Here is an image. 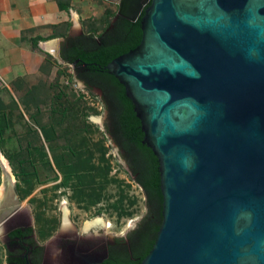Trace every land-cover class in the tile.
Here are the masks:
<instances>
[{
  "label": "water",
  "instance_id": "95a60500",
  "mask_svg": "<svg viewBox=\"0 0 264 264\" xmlns=\"http://www.w3.org/2000/svg\"><path fill=\"white\" fill-rule=\"evenodd\" d=\"M116 5L143 11L141 39L102 68L133 104L162 197L140 264H264V0Z\"/></svg>",
  "mask_w": 264,
  "mask_h": 264
},
{
  "label": "trees",
  "instance_id": "16d2710c",
  "mask_svg": "<svg viewBox=\"0 0 264 264\" xmlns=\"http://www.w3.org/2000/svg\"><path fill=\"white\" fill-rule=\"evenodd\" d=\"M148 4L149 3H147V5ZM115 14L116 10L105 7L100 16L83 21V35L88 39L87 48H79L77 44L74 43L72 49L63 51L61 56L67 64L73 63L74 65H79L87 63L84 68L102 73L113 80L119 89L118 99L121 101V104H123L122 110L116 114L118 123V131L116 130V134L120 138L131 140L139 144L142 134L139 132V129L137 130L139 119L133 111V104L125 95L123 85H121L115 77L107 73L105 69L103 70L102 67L116 56L127 52L139 43L141 39V15L139 20L135 22L123 17H117L116 21L112 23L113 27H110L111 19ZM96 38L99 39V42H95ZM76 60L77 62L75 63ZM66 70L67 69L57 70L54 84H47V87L44 83L33 85L27 97L32 96L31 94L34 93L32 104L38 109L41 103H46L44 97L49 95L50 90H54L51 100L49 101L51 121L44 125L41 124L47 131V134L45 132L44 139L49 140L53 137H65L68 140L65 146L73 149L77 144L70 143L71 140L80 139L82 142L84 139L90 137L89 133L92 124L89 122L88 117L90 114H97L99 111L95 107L89 106L87 102L83 100V94L79 92L80 90L72 88V85L76 83L74 79L77 77H75L72 72H67ZM62 77L63 80L61 79ZM84 88L94 97L91 85L86 84ZM23 100H26L24 105L26 109H29L30 107L27 99L25 98ZM1 104L2 101L0 99V139H2L1 136L5 132V123L9 120L2 111ZM29 117L33 119L34 115L30 114ZM147 147L142 145L141 150L144 153L141 152V154H139L140 151H136L133 173L148 195V236H143L142 233L140 234L141 247L135 254V260H127L125 262L118 261L117 263L119 264H140L141 260L151 249L161 223L162 197L159 189L158 162L152 150ZM27 152L30 154L32 152L31 148L28 147ZM88 153L89 152L84 154L83 152V155L82 152H78V156H86ZM104 153L105 150L101 151V154L97 156V166L90 164V159L81 166L71 165L69 167L63 160L60 162L55 160L56 167L63 176L60 184H74V196L77 199L80 200L81 198L87 197L90 203H96L102 197L101 190H103L104 186L110 182L117 181L115 177L109 176L111 166ZM6 157L14 169H17L20 174H24L21 179L25 184L23 192L24 194H28L31 190L32 182L30 172L27 170L31 168L34 169V162L26 161L27 165L31 166L30 168L22 164L18 167L11 157L7 155ZM81 184L82 187H80ZM129 203L131 204L132 202L129 201ZM112 206L117 210V214L120 217L132 214V211H128L123 207V196H121L118 201L112 203Z\"/></svg>",
  "mask_w": 264,
  "mask_h": 264
},
{
  "label": "rangeland",
  "instance_id": "374dc122",
  "mask_svg": "<svg viewBox=\"0 0 264 264\" xmlns=\"http://www.w3.org/2000/svg\"><path fill=\"white\" fill-rule=\"evenodd\" d=\"M86 2V4H79L80 11L83 12L81 22L92 17L95 18L100 16L105 7L116 10L114 2H108L106 0H86ZM71 68L70 65H64L59 68L55 66L53 69L54 76L53 78L50 76L52 80L50 82H45V86L47 87V84L50 83L54 84L58 69H67V72H72ZM41 78L44 79V77ZM61 79L63 80V77ZM35 80H37V78H35ZM6 83H8L9 89L5 86ZM29 83L32 82H28L26 85H29ZM35 83L36 82L32 85H35ZM72 88L77 90L78 88L82 89V86L76 82V84L72 85ZM53 92V89L50 90L49 95L44 97L46 103H41L38 109L32 104L34 93L31 94L32 96L26 97L30 108L21 111L22 106H20V103L22 101L19 96L21 92H17L6 77L0 78L1 109L9 118L5 123V132L1 136L2 139H0L1 191L4 181L1 167L3 165L1 160L2 157L8 166V168L5 167L7 168L6 170L10 173L11 179H14L15 187L17 186L22 190L25 188V184L22 183L21 180L24 174H20L17 169H14L13 166L10 165L6 155L11 157L18 167L22 164L30 168L31 166L26 163V158L29 157V153L27 152L29 145H33L37 142V139H40L38 144L42 143L47 149L49 140L44 139L45 132L47 134V131L42 125L51 121L49 101L51 100ZM81 93L83 94V100L86 101L89 106H93L99 111L97 114H90L89 121L95 123L104 131L103 110L100 108V104L95 98V95L93 97L89 93ZM30 114L34 115L33 119L29 117ZM101 132L92 135V137H99L101 135L104 143H109L106 139L109 135L105 132L101 134ZM78 140L80 139H73L70 143L78 144L80 143ZM109 147V156L107 157L111 166L109 176L115 177L118 182L106 184L103 190H101L102 197L96 203H90L87 197L81 198L80 200L77 199L74 196V184H60L58 181L63 177H61L62 174L57 173V171H49V169L45 167L47 171L39 166L27 170L30 172L32 186L28 195L20 194L21 203L23 205L22 209L27 213L31 211L32 214L34 212V215H40L45 222L47 220H52L50 222L52 224V230L49 232V235L40 238L39 243L43 245L45 240L50 236L56 239L53 247L54 250L52 248L48 251V254L42 255V262L44 264H51L52 262H54V264L61 263L58 254L65 240L74 242L75 235L81 236L86 244L100 243L101 245L107 238L125 235V233L132 229L134 223L140 221L141 217H143L146 211L145 197L141 189L127 173L128 168L124 160L116 153L114 147L111 148L110 145ZM35 169L36 171L39 169V175L35 173ZM80 187H82V184ZM121 196H123V207L128 211H132V214L129 216L124 215L120 217L117 214V210L112 206V203L118 201ZM129 201L132 203L130 204ZM65 216L69 219L70 226L68 228L62 227ZM44 220L39 223H33L31 220L34 226L33 229L37 230V227L40 229V225L44 223ZM96 220H99L100 223L95 224ZM99 254L100 253H97V255ZM4 255L5 250L0 243V264H4Z\"/></svg>",
  "mask_w": 264,
  "mask_h": 264
},
{
  "label": "flooded vegetation",
  "instance_id": "af4514ba",
  "mask_svg": "<svg viewBox=\"0 0 264 264\" xmlns=\"http://www.w3.org/2000/svg\"><path fill=\"white\" fill-rule=\"evenodd\" d=\"M116 1L117 0L114 2L115 5ZM146 6L147 4L143 7V9L146 8ZM142 12L143 11H141L137 19L132 22L139 20L140 15L142 16ZM117 17L114 16L111 19L110 27H113L112 23L116 21ZM98 40L99 39L96 38L95 42ZM74 43H76L79 48L86 49L88 39L82 32L71 34L62 45L63 51L71 50ZM76 62L77 60L75 63ZM86 64L87 63L72 65V73L75 77H77L74 80L82 86V89L78 88L82 92L88 93L84 88L86 84L92 86L91 89L93 94L95 93V98L100 104V108L103 110L105 130L103 131L98 125L89 121L92 124L89 133L90 137L84 139L82 142L81 140H78L80 143H78L73 149L65 146L68 140L62 136L50 138L49 144H47V149L42 143L38 144L40 139H37L36 143L29 145L32 152L29 154V157L26 158V161H33L34 167L39 166L45 170H47L45 168L47 167L49 171H57V173H61L56 167L55 160L58 162L63 160L69 167L71 165L81 166L83 163L88 162V159H90V164L97 166V156L101 154V151L105 150L104 154L107 158L109 156V145L111 148L114 147L116 149V153L120 155L126 163L128 168L127 173L130 177H132V180L138 185L145 197L146 211L143 217H141L140 221L135 222L132 229L125 233V235L107 238L101 245L100 243L86 244L81 236L75 235L74 242L65 240L58 257L61 260V263L59 264H119L117 263L118 261L125 262L127 260H135V254L141 247L140 234L142 233L143 236H148V195L146 190L137 181L136 175L133 173V163L136 151H140L139 154H141V152H143L141 150L142 145L145 147L147 146L142 143L143 133L140 128V122L137 128V130L139 129V132L142 134L139 144L117 136L116 130L118 131V123L116 120V114L123 108V104H121V101L118 99L119 89L111 78L102 73L94 72V70L84 68ZM101 131L109 135V137L106 138L109 143L105 144L101 135L99 137H92V135ZM103 132H101V134ZM78 152H82V154L83 152L84 154L87 152L89 153L86 156H83L84 154L78 156ZM37 170L38 171L35 169V173L39 175V169ZM61 177L63 176L61 175ZM61 181L62 179L58 182L61 183ZM12 190V193H10L8 185L4 186L3 184V189L0 193V204H4V210L6 212L2 219L0 218V243L5 250L4 264H44L42 262V255L48 254V251L54 247L56 239L55 237L50 236L47 240H45L43 245L39 243V241L40 238L49 235V232L52 230V224L50 223L52 220H47L45 222L43 217L40 215H34V212L32 214L31 211L27 213L24 209H22L23 205L21 203L20 194H24V192L23 189L21 190L17 186L15 187L14 179L12 183ZM6 195L9 196L5 197ZM31 220L33 223H39L44 220V223L40 225V229L37 227V230H34ZM97 223H100V221L95 224ZM69 226V219L65 216L62 227L68 228ZM97 253L100 254L97 255ZM51 264H54V262Z\"/></svg>",
  "mask_w": 264,
  "mask_h": 264
},
{
  "label": "crops",
  "instance_id": "0c3cea01",
  "mask_svg": "<svg viewBox=\"0 0 264 264\" xmlns=\"http://www.w3.org/2000/svg\"><path fill=\"white\" fill-rule=\"evenodd\" d=\"M81 3L87 2L0 0V78L6 77L21 92V111L26 110L23 99L34 82H50L55 66L70 65L60 57L59 48L71 34L83 33ZM5 86L9 89L8 83Z\"/></svg>",
  "mask_w": 264,
  "mask_h": 264
},
{
  "label": "bare ground",
  "instance_id": "6f19581e",
  "mask_svg": "<svg viewBox=\"0 0 264 264\" xmlns=\"http://www.w3.org/2000/svg\"><path fill=\"white\" fill-rule=\"evenodd\" d=\"M1 157V156H0ZM1 160H2V164L5 166V167H7L8 168V166L6 165V161L3 159V157L1 158ZM6 168V169H7ZM0 193H1V189H0ZM1 198V197H0ZM99 220H96L95 222H98Z\"/></svg>",
  "mask_w": 264,
  "mask_h": 264
}]
</instances>
